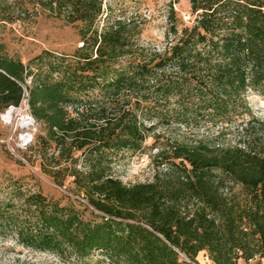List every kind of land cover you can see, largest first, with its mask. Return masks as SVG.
Here are the masks:
<instances>
[{"label": "trees", "instance_id": "obj_1", "mask_svg": "<svg viewBox=\"0 0 264 264\" xmlns=\"http://www.w3.org/2000/svg\"><path fill=\"white\" fill-rule=\"evenodd\" d=\"M102 2H43L78 27L82 44L72 54L42 52L34 71L0 43L1 108L18 105L27 91L28 110L45 131L38 142L51 169L43 171L58 185L73 177L99 213L84 219L74 206L17 189L12 197L20 209L11 200L0 206L1 231H15L33 250L78 258L96 250L113 264H192L179 253L197 263L201 251L212 264L264 257V134L254 130L264 123L246 101L249 90L264 96V0H189L196 13L190 26H180L169 6L172 39L162 52L136 45L134 19L99 26ZM167 67L180 76L164 84ZM188 84L191 119L217 123L240 107L248 117L247 145L176 146L178 173L123 184L111 173L113 153L140 150L152 129L138 117L140 100L182 95ZM187 110L183 103L182 121ZM226 181L238 183L242 194L226 191Z\"/></svg>", "mask_w": 264, "mask_h": 264}, {"label": "rangeland", "instance_id": "obj_2", "mask_svg": "<svg viewBox=\"0 0 264 264\" xmlns=\"http://www.w3.org/2000/svg\"><path fill=\"white\" fill-rule=\"evenodd\" d=\"M45 0H0V43L4 51L21 60L29 71H34L37 56L44 51L54 55L72 54L82 44L78 27L65 25L63 15L56 16L43 4ZM103 11L98 18L99 26L114 18L134 19L138 33L134 36L138 47L162 52L172 35H167V11L172 6L178 24L190 26L194 22L196 13H191L189 0H103ZM123 62V61H121ZM190 75V67L187 69ZM180 76L177 69L165 68L161 72L163 83L168 78ZM28 76L26 81L30 80ZM29 84V83H28ZM183 94L173 91L169 96H160L140 100L137 114L146 127L151 131L143 142L140 150H121L112 155L111 173L125 185L138 182L153 181L156 175L164 176L179 172L181 159L175 157L176 146L197 147L207 145L209 148H226L247 145L248 136L245 128L248 117L240 107L231 112L229 118L214 123L201 117L192 120L190 116V84L183 85ZM97 91L93 94L97 95ZM133 100H135L133 98ZM246 101L252 115L264 123V96L254 91L246 93ZM130 103L126 106H130ZM186 103V121H182V104ZM13 107L11 117L6 111ZM72 110V106L68 107ZM27 115H31L25 105H0V206H5L9 200L13 201L16 209H20L19 201L13 200L14 190L30 193L39 192L48 200L56 201L60 205L74 206L80 211L84 219L95 218L99 213L93 210L86 201L82 191H78L73 177L69 176L63 185L54 182L52 176L43 169L48 160L41 151L40 137L45 136L43 127L35 120L36 129L23 126ZM32 116V115H31ZM153 121V122H152ZM29 123V121H28ZM254 130L259 135L264 129L254 124ZM30 131L33 134L27 148L17 147V138L21 133ZM54 149V143L47 145L46 157ZM82 168V160L76 163ZM226 191L242 194V187L238 183L226 181ZM19 211V210H18ZM93 211V213L91 212ZM180 254L181 259L192 264H212L211 260L201 251L196 256L197 263H193ZM260 261L264 264V257L255 256L245 260L239 258L237 264H253ZM0 264H113L106 253L93 251L85 258L75 255H58L56 253L33 250L23 246L17 240L15 231H1L0 229Z\"/></svg>", "mask_w": 264, "mask_h": 264}, {"label": "built area", "instance_id": "obj_3", "mask_svg": "<svg viewBox=\"0 0 264 264\" xmlns=\"http://www.w3.org/2000/svg\"><path fill=\"white\" fill-rule=\"evenodd\" d=\"M27 83H30V80L27 82ZM19 104H21V105H25L26 106V108H28V103H27V91H25L24 92V95H23V97H22V99H21V101H20V103ZM26 119L29 121V126H32L33 127V129H36V125H35V119H34V117L33 116H31V115H27L26 116ZM32 138H33V134H32V132H30V131H25L24 133H21L20 135H19V137L17 138V142H16V146L17 147H25V148H27V146H28V144L31 142V140H32ZM20 147V148H21Z\"/></svg>", "mask_w": 264, "mask_h": 264}, {"label": "bare ground", "instance_id": "obj_4", "mask_svg": "<svg viewBox=\"0 0 264 264\" xmlns=\"http://www.w3.org/2000/svg\"><path fill=\"white\" fill-rule=\"evenodd\" d=\"M12 114H13V107L9 108V109L6 111V115H7L8 117H11ZM28 124H29V123H28V120L25 119V121H24V123H23V126H26V125H28Z\"/></svg>", "mask_w": 264, "mask_h": 264}]
</instances>
